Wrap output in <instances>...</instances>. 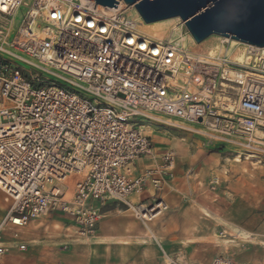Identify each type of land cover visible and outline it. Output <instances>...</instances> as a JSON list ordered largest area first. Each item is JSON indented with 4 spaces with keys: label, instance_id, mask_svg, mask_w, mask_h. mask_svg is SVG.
I'll use <instances>...</instances> for the list:
<instances>
[{
    "label": "built area",
    "instance_id": "2783aa9c",
    "mask_svg": "<svg viewBox=\"0 0 264 264\" xmlns=\"http://www.w3.org/2000/svg\"><path fill=\"white\" fill-rule=\"evenodd\" d=\"M95 5L0 0V189L9 202L0 258L12 249L2 242L6 230L54 211L85 238L107 202L145 222L166 210L162 192L174 177L175 152L157 157L144 122L176 126L236 159L264 163L263 47L240 42L231 50L232 41L215 37L192 55L182 45L193 38L181 18L153 35L133 5ZM236 50H247L246 61L230 57ZM74 174L82 177L67 198ZM163 263L201 264L166 253ZM202 264L243 263L218 256Z\"/></svg>",
    "mask_w": 264,
    "mask_h": 264
},
{
    "label": "crops",
    "instance_id": "0c3cea01",
    "mask_svg": "<svg viewBox=\"0 0 264 264\" xmlns=\"http://www.w3.org/2000/svg\"><path fill=\"white\" fill-rule=\"evenodd\" d=\"M192 171L190 168L184 175L179 174L182 179L168 180L162 192L167 209L148 222L135 217L122 204L107 202L100 205L103 215L93 236L79 237L71 218L55 211L20 229L10 227L3 234L2 242L12 249L0 258V264H164L163 253L184 260L187 256L183 253H201L208 238L205 215L215 214L218 208L205 205L200 198L211 193V181L220 176L192 178L197 176ZM220 186L219 180L215 188ZM8 206L6 194L0 189V220L4 219ZM232 225L238 235L264 238V231L260 234L247 224L234 222ZM19 243L27 247L21 250ZM191 243L196 246L194 251L185 249ZM212 257L202 253L194 263H208Z\"/></svg>",
    "mask_w": 264,
    "mask_h": 264
},
{
    "label": "rangeland",
    "instance_id": "374dc122",
    "mask_svg": "<svg viewBox=\"0 0 264 264\" xmlns=\"http://www.w3.org/2000/svg\"><path fill=\"white\" fill-rule=\"evenodd\" d=\"M23 11V7L18 10L13 24L14 28L19 24ZM2 19L0 15V20ZM175 22L177 20L164 22L160 25L162 29V33H160L164 34L169 25ZM214 40L213 36L206 39L204 43L187 39L186 44L190 52L205 53ZM233 45L238 47L237 44ZM241 48L243 49V47ZM3 56L8 57L6 54ZM19 63L22 66H27L26 63ZM143 124L145 125L144 131L152 136L155 143L157 157L160 158L167 149L174 150L176 158L172 170L173 179L184 178L179 174L184 175V172L190 168L193 169L194 175H197L192 178L220 176V189H216V191L211 188V181V193L207 192L200 198V201L205 202V205L211 206L213 209L218 208L215 214L205 215L207 217L205 218L207 222L206 234H208V238H205L206 244H204L206 247L201 253L199 251L193 252V254L183 253L187 256L186 260L198 262L196 261L197 257L202 253H207L213 256L209 260L218 255H224L243 264H262L264 262V238L238 235L235 225L233 226L232 223H244L251 226L254 231L263 233L264 163L259 164L251 159H236V156L227 147L215 146L211 148L200 135L170 124H160L155 121ZM151 161H145V163H151ZM81 177L82 175L74 174L67 179L66 185L69 192L67 198H70L71 191ZM214 191L215 193H213ZM55 212L66 215L63 212ZM195 247V244L191 243L185 249L193 248L194 251ZM216 252L220 254L216 255Z\"/></svg>",
    "mask_w": 264,
    "mask_h": 264
},
{
    "label": "water",
    "instance_id": "95a60500",
    "mask_svg": "<svg viewBox=\"0 0 264 264\" xmlns=\"http://www.w3.org/2000/svg\"><path fill=\"white\" fill-rule=\"evenodd\" d=\"M92 1L110 8L121 1L133 5L146 24L181 18L193 40L198 43L213 35H220L258 48L264 47V0Z\"/></svg>",
    "mask_w": 264,
    "mask_h": 264
},
{
    "label": "bare ground",
    "instance_id": "6f19581e",
    "mask_svg": "<svg viewBox=\"0 0 264 264\" xmlns=\"http://www.w3.org/2000/svg\"><path fill=\"white\" fill-rule=\"evenodd\" d=\"M109 7H104V9H108ZM176 20V18H171V19H165V20H163V21H158V22H152V23H144L142 26H141V28H142V30L143 31H145L146 33H149V34H153V35H162L161 33V27H160V25H162L164 22H169V21H175ZM161 32V33H160ZM212 37V36H211ZM213 37H216V38H218V39H223V40H225V41H232V43L233 44H239L240 42L239 41H237V40H234V39H230V38H227V37H219L218 35H213ZM210 38V37H209ZM208 39V38H207ZM204 41H206V40H204ZM204 41H202L203 43H204ZM232 44V46H230V49L231 50H233V45ZM182 45L184 46V47H186L187 48V44L185 43V42H182ZM263 49H264V47H263ZM230 52V51H229ZM192 53V55H197V54H201V53H193V52H191ZM247 56V50L246 51H244V50H240V51H238V50H236V52H234V53H232L231 55H230V57H232L234 60H237V61H246V57ZM260 134H262V132L260 133ZM238 158V157H237ZM240 160V159H239ZM242 235H247V234H242Z\"/></svg>",
    "mask_w": 264,
    "mask_h": 264
}]
</instances>
